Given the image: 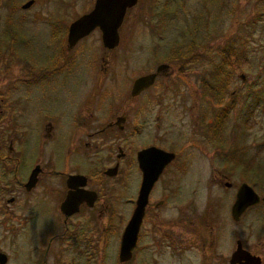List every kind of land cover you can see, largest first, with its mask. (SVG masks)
Here are the masks:
<instances>
[{
	"label": "rangeland",
	"instance_id": "1",
	"mask_svg": "<svg viewBox=\"0 0 264 264\" xmlns=\"http://www.w3.org/2000/svg\"><path fill=\"white\" fill-rule=\"evenodd\" d=\"M27 1L0 0V60L27 51L33 69L41 70L48 63H42L39 53L52 54L47 61L65 54L70 23L90 11L95 0H34L24 8ZM119 31L120 44L111 52L99 28L76 43L72 55L94 66L90 87L98 81L106 93L112 83L130 87L159 63L174 62L170 81L179 88L168 91L172 108L158 140L179 157L156 182L153 212L142 227L147 246L141 260L130 264H230L237 238L264 256V201L239 220L231 215L242 182L264 195V0H138ZM200 78L207 85L198 99ZM51 145L47 142V156ZM227 180L231 186L224 185ZM161 198L167 203L154 209ZM152 213L159 218L151 222ZM154 220L156 229L147 235ZM172 225L175 234L163 230ZM18 236L4 247L23 264L26 235L22 231ZM108 249L107 260L115 264L113 238Z\"/></svg>",
	"mask_w": 264,
	"mask_h": 264
},
{
	"label": "flooded vegetation",
	"instance_id": "2",
	"mask_svg": "<svg viewBox=\"0 0 264 264\" xmlns=\"http://www.w3.org/2000/svg\"><path fill=\"white\" fill-rule=\"evenodd\" d=\"M119 44L106 48L111 52ZM75 46L67 44L65 54L51 61L46 60L47 54L39 53L42 63H48L41 70L33 69L27 51L0 60V264H17L4 245H13L22 231L27 256L23 264H109L111 238L115 264L139 262L147 246L142 241V227L153 212L154 187L179 157L177 151L158 141L168 108H172L167 94L176 87L170 81L175 63H159L155 71L138 75L130 87L116 88L112 83L106 93L103 81L90 87L94 66L72 55ZM151 73H155L153 82L133 93L134 81ZM159 80L164 81L161 87L156 85ZM206 85L200 78L198 99ZM170 140L172 136L167 137ZM47 142L52 143V156L46 155ZM152 148L175 157L150 190L132 255L122 261L123 234L141 194L146 150ZM227 182L232 185L227 180L226 187ZM166 203L167 198H161L153 208ZM154 216L159 218L152 213L151 222ZM157 221L147 235L156 229ZM173 226L163 230L175 234ZM34 234L38 235L32 240ZM241 242L252 254L260 255V264H264L263 255ZM169 244L173 249V243Z\"/></svg>",
	"mask_w": 264,
	"mask_h": 264
},
{
	"label": "water",
	"instance_id": "3",
	"mask_svg": "<svg viewBox=\"0 0 264 264\" xmlns=\"http://www.w3.org/2000/svg\"><path fill=\"white\" fill-rule=\"evenodd\" d=\"M33 2L34 0H28L23 7H29ZM137 2L138 0H95L90 11L80 15L70 23L67 36L68 46H74L81 38L89 35L97 27L102 32V42L105 47L113 48L117 46L120 41L119 27L123 23L127 10L132 9ZM154 77L155 73H151L137 78L134 81L133 93L150 85ZM146 151L147 157L143 161L144 177L141 194L122 238V261L128 260L132 255L150 190L165 165L175 157L174 153L162 149L152 148ZM226 185L229 186L230 183L227 182ZM261 200L264 201V195L260 196L252 185L242 182L238 187L235 201L231 207L233 219L239 220L247 207L257 204ZM261 261L260 255L252 254L242 246L240 239L237 240V247L230 258L231 264H260Z\"/></svg>",
	"mask_w": 264,
	"mask_h": 264
},
{
	"label": "trees",
	"instance_id": "4",
	"mask_svg": "<svg viewBox=\"0 0 264 264\" xmlns=\"http://www.w3.org/2000/svg\"><path fill=\"white\" fill-rule=\"evenodd\" d=\"M226 55H227V56H230V52H229V51H227V52H226ZM223 115H224V113H223Z\"/></svg>",
	"mask_w": 264,
	"mask_h": 264
}]
</instances>
